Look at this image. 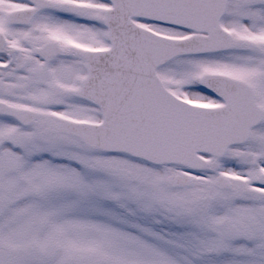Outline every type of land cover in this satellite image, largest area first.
I'll list each match as a JSON object with an SVG mask.
<instances>
[{"label":"snow or ice","instance_id":"1","mask_svg":"<svg viewBox=\"0 0 264 264\" xmlns=\"http://www.w3.org/2000/svg\"><path fill=\"white\" fill-rule=\"evenodd\" d=\"M0 264H264V0H0Z\"/></svg>","mask_w":264,"mask_h":264}]
</instances>
